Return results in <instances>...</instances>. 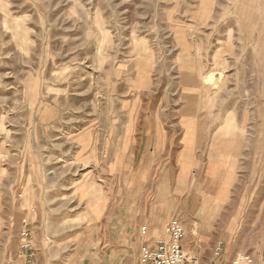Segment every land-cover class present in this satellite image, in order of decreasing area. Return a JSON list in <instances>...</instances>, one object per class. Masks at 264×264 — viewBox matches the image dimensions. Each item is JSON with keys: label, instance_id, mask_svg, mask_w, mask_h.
I'll use <instances>...</instances> for the list:
<instances>
[{"label": "rangeland", "instance_id": "374dc122", "mask_svg": "<svg viewBox=\"0 0 264 264\" xmlns=\"http://www.w3.org/2000/svg\"><path fill=\"white\" fill-rule=\"evenodd\" d=\"M172 218L264 264V0H0V264L24 219L37 264H137Z\"/></svg>", "mask_w": 264, "mask_h": 264}, {"label": "built area", "instance_id": "2783aa9c", "mask_svg": "<svg viewBox=\"0 0 264 264\" xmlns=\"http://www.w3.org/2000/svg\"><path fill=\"white\" fill-rule=\"evenodd\" d=\"M187 232L184 224L177 218H172L162 235L149 242V229L146 225L140 228L142 247L140 264H203L200 258L189 253L184 248ZM222 244L215 247V257L222 254ZM37 248L31 224L24 219L19 233V246L16 259H10L5 264H36ZM231 264H253L249 256H238Z\"/></svg>", "mask_w": 264, "mask_h": 264}, {"label": "crops", "instance_id": "0c3cea01", "mask_svg": "<svg viewBox=\"0 0 264 264\" xmlns=\"http://www.w3.org/2000/svg\"><path fill=\"white\" fill-rule=\"evenodd\" d=\"M187 232V231H186ZM139 238V237H138ZM35 244H36V248H37V258H36V264L38 263V259L40 260V250H38V248H39V246H38V243H36V241H35ZM105 244V243H104ZM45 245V244H44ZM19 246V245H18ZM139 248H140V243H139V245H138V252H137V264H140V250H139ZM17 251H18V249H17ZM17 251H16V253H17ZM114 252V251H113ZM106 255V254H105ZM109 256V255H108ZM124 256V250L122 249L121 250V252H120V257H123ZM110 257H116V256H114V255H110Z\"/></svg>", "mask_w": 264, "mask_h": 264}, {"label": "bare ground", "instance_id": "6f19581e", "mask_svg": "<svg viewBox=\"0 0 264 264\" xmlns=\"http://www.w3.org/2000/svg\"><path fill=\"white\" fill-rule=\"evenodd\" d=\"M207 79H208V78H205V81H208ZM211 80H212V79H211ZM211 80H210V81H211ZM208 82H209V81H208ZM209 83H210V82H209ZM216 84H217V82H216ZM211 85H212V84H211ZM215 86H216V85H215Z\"/></svg>", "mask_w": 264, "mask_h": 264}]
</instances>
